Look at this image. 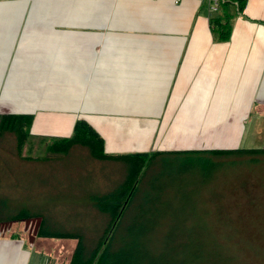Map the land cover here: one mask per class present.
I'll list each match as a JSON object with an SVG mask.
<instances>
[{"label": "crops", "instance_id": "1", "mask_svg": "<svg viewBox=\"0 0 264 264\" xmlns=\"http://www.w3.org/2000/svg\"><path fill=\"white\" fill-rule=\"evenodd\" d=\"M210 14L197 0H0V114H31L34 136L82 119L109 154L254 148L247 123L262 147L264 0H243L226 41ZM13 222L0 264H42L50 242Z\"/></svg>", "mask_w": 264, "mask_h": 264}, {"label": "trees", "instance_id": "2", "mask_svg": "<svg viewBox=\"0 0 264 264\" xmlns=\"http://www.w3.org/2000/svg\"><path fill=\"white\" fill-rule=\"evenodd\" d=\"M242 8L243 0L219 2L218 11L208 17L216 41L228 39L231 20ZM31 121V114H0V138L11 136L17 152L29 138H36L44 142L48 153L65 155L70 146L77 145L86 147L94 158L121 159L129 166H144L150 194H139V180L127 172L119 184L98 197H90L88 202L101 211L103 223L98 233L96 227L83 228L85 233L95 235L89 241L82 228L59 227L37 211L0 215V223L38 215L35 236L47 240L74 238L68 260L61 258L60 251L56 252L60 264H237L213 233L207 214L210 183L218 171L235 163L263 160L264 146L109 154L104 151L102 137L82 119L74 121L67 137L34 136L30 134ZM246 153L250 155L242 158ZM214 216L221 217L217 213Z\"/></svg>", "mask_w": 264, "mask_h": 264}, {"label": "rangeland", "instance_id": "3", "mask_svg": "<svg viewBox=\"0 0 264 264\" xmlns=\"http://www.w3.org/2000/svg\"><path fill=\"white\" fill-rule=\"evenodd\" d=\"M248 126L240 145L261 147L260 141L252 143ZM246 154L242 158L250 155ZM139 166H129L121 159L91 157L86 147L77 145L70 146L65 155L48 153L44 142L36 138H29L17 152L13 138L4 135L0 138V215L41 212L59 227L82 228L89 241L95 235L85 233L83 228L96 227L98 233L103 223L101 211L90 205V197H98L119 184L127 172L139 180L138 193L149 196L144 166ZM210 186L207 214L213 233L237 264H264V159L253 164L238 162L218 171ZM215 213L223 218H216ZM39 220L38 215L20 220L29 238L35 234ZM13 223L2 222L0 229H10ZM49 242L48 249L52 250L40 252L42 264H58L57 251L68 260L76 240L54 238Z\"/></svg>", "mask_w": 264, "mask_h": 264}, {"label": "built area", "instance_id": "4", "mask_svg": "<svg viewBox=\"0 0 264 264\" xmlns=\"http://www.w3.org/2000/svg\"><path fill=\"white\" fill-rule=\"evenodd\" d=\"M200 3H204L210 13L218 11L219 2L222 0H197Z\"/></svg>", "mask_w": 264, "mask_h": 264}]
</instances>
